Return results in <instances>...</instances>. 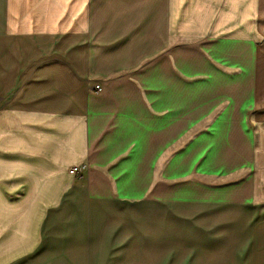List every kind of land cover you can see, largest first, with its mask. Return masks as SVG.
I'll return each instance as SVG.
<instances>
[{"label":"crops","instance_id":"1","mask_svg":"<svg viewBox=\"0 0 264 264\" xmlns=\"http://www.w3.org/2000/svg\"><path fill=\"white\" fill-rule=\"evenodd\" d=\"M252 173L264 0H0V264H264Z\"/></svg>","mask_w":264,"mask_h":264},{"label":"rangeland","instance_id":"2","mask_svg":"<svg viewBox=\"0 0 264 264\" xmlns=\"http://www.w3.org/2000/svg\"><path fill=\"white\" fill-rule=\"evenodd\" d=\"M253 131V128H252ZM262 147V143L261 142H252V154H254V152H258L260 150V148ZM259 156V153L258 155ZM255 160L256 163L259 162V159L256 157ZM259 168L258 166H254L251 167L252 171H256V168ZM251 171V172H252ZM235 180L239 181L240 179H243L244 175H243V171H236L235 173ZM232 176V178L234 177ZM247 178V175H245ZM252 182H253V188L257 187V191H258V195L257 194H253L252 197V205L256 206V205H262L264 207V189L263 190H259V184H262L263 188H264V174H260V175H256L252 173ZM256 182L259 183L256 185ZM261 203V204H260ZM230 212H232L231 210H229ZM256 213H254L253 211H251V214L254 215H263L264 216V209L263 211L259 212V209L254 210ZM259 212V214H258ZM232 214V213H230ZM244 220V219H243ZM261 222V224H260ZM220 225H222L221 227L225 228V230H227V227L231 226L233 228V230H231L230 235H228L225 239L226 242L229 243H238L241 239H247V240H252V248H258L259 246L264 247V220H259L257 222H252L251 226H255L252 227V229H250L251 231L248 233L247 231H249L245 225L244 222H242L241 220L235 223H220ZM224 239L220 238L219 239V243L217 244L218 247V252L216 253L217 255L214 256L215 258V263L216 264H228L229 263V259H234L237 258V260L243 256H245V254L243 252H228L229 248L224 249ZM183 251V250H182ZM193 258V256L187 255V254H182V253H177V255H173L172 256V263L173 264H190L191 259ZM205 261L210 263V261L212 260V256H205Z\"/></svg>","mask_w":264,"mask_h":264},{"label":"built area","instance_id":"3","mask_svg":"<svg viewBox=\"0 0 264 264\" xmlns=\"http://www.w3.org/2000/svg\"><path fill=\"white\" fill-rule=\"evenodd\" d=\"M94 89L97 91V92H99V91H101V87L99 86V85H95L94 86ZM86 168V166L85 165H82V166H79V167H77V168H72L71 170H69V172L71 173V174H82V172H83V170Z\"/></svg>","mask_w":264,"mask_h":264}]
</instances>
